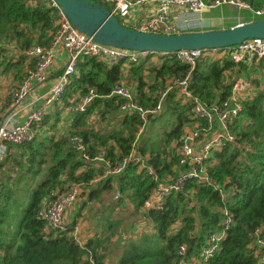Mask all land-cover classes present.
Here are the masks:
<instances>
[{
	"label": "trees",
	"instance_id": "obj_1",
	"mask_svg": "<svg viewBox=\"0 0 264 264\" xmlns=\"http://www.w3.org/2000/svg\"><path fill=\"white\" fill-rule=\"evenodd\" d=\"M244 1L253 9H264L261 0ZM99 3L108 8L106 2ZM259 15L256 18L264 17V11ZM53 19L54 10L37 0H0V67L12 69L13 79L19 80L32 63L28 60L23 67L24 50L32 43L49 41ZM8 43L15 55L4 45ZM233 63L200 58L189 68L157 51L135 61L77 57L59 102L54 101L35 123V135L8 143L0 160V264H262L257 240L264 242V88L240 98V110L229 125L230 131L249 143V149L224 144L211 151L203 160L207 180L188 178L163 197L159 208L145 201L156 181L185 169L178 161L179 135L185 126L205 123L188 116L187 104L171 88L162 97V108L172 119L169 127L166 122L159 124L156 137L155 129H147L159 113L146 114L140 128L137 113L121 109L123 98L111 93L116 84H122L131 100L151 106L156 96L150 94L157 85L163 87L167 79L188 72L187 87L209 103L229 94L232 81L226 80L223 70ZM147 75L151 79H145ZM88 87H94L92 99L82 109L69 110V118L60 121V112L73 94L78 92L73 97H79ZM94 115L101 121L97 127ZM72 135L80 137L89 159L71 146ZM132 148L134 159L118 172L104 173ZM98 153L101 158H93ZM71 182L79 184L78 193L87 187L90 197L115 188L113 198L123 199L124 204L127 200L138 210L139 219L123 240L110 244L107 235L94 233L83 236L80 245L71 235L73 221L63 228L43 230L45 222L37 209L51 199L53 189L62 191ZM108 218L110 214L109 226L113 220ZM218 234L217 249L199 261L200 248Z\"/></svg>",
	"mask_w": 264,
	"mask_h": 264
},
{
	"label": "built area",
	"instance_id": "obj_2",
	"mask_svg": "<svg viewBox=\"0 0 264 264\" xmlns=\"http://www.w3.org/2000/svg\"><path fill=\"white\" fill-rule=\"evenodd\" d=\"M54 10L52 21V31L49 41L46 44L32 43L24 53L32 61L31 65L25 68L19 80L12 83L9 88V100L0 115V160L7 151L8 143H20L30 140L35 135V123L42 114L56 101L64 89L66 82L74 73V61L79 56H95L106 62H116L120 59L135 61L144 58L150 51L134 50L107 45L95 41L91 35L86 34L72 25L68 17L61 10L55 0H37ZM106 2L108 11L113 14L123 24L154 33L178 32V24L171 20V13L177 10H187L188 12L199 14L202 10L213 8L221 4L250 8L244 0H91ZM152 2L154 10L146 17L138 21L128 20L129 7L132 4H143ZM264 9H253L255 14H260ZM58 49H62L67 54V60L58 72L53 81L44 91H37L48 76ZM173 56L178 62L187 64L191 68L195 62L203 58L205 60L229 59L232 62H244L254 59L264 61V37H252L243 39L237 44L225 47L176 49L170 51H159ZM189 73L175 76L166 80L163 87L157 89L156 102L151 106H141L131 100L130 93L122 84H116L111 90L120 96L122 101L119 107L126 111L136 112L139 118L144 121L146 114L156 115L162 109V97L168 89L175 88L180 101L187 104L188 116L201 119L205 125L200 126L198 122L190 126H185L179 135L178 161L184 164L185 169L179 171L174 176L158 180L155 182L152 192L146 199L145 204L154 208H159L163 197L172 191L178 190L188 178L197 180H207V173L203 160L208 157L211 151L220 149L224 144H229L234 148L248 150L250 145L245 139H241L235 132L229 130L230 123L235 119L240 110V98L238 90L243 86V81L236 78L231 83L230 92L227 97L206 103L197 95L193 94L187 87ZM95 95L94 87H88L79 97H72L66 105L68 110L82 109ZM21 114L23 118L20 119ZM203 131H201L202 129ZM71 146L82 151L83 158H88L82 150L83 144L80 137L70 136ZM135 151H131L115 162L112 166H107L104 173H115L121 170L128 160L134 159ZM93 158H101L98 153ZM96 178L92 179L95 180ZM78 183L71 182L68 188L58 191H51L52 197L44 205L37 209V216L44 219V231L49 228H63L67 222L64 209L71 205L78 193ZM77 225L73 226L71 235L78 244L82 240L77 236ZM221 234L211 235L207 244L203 245L199 252V261L212 255L218 247V238ZM260 250L259 262L264 264V242L257 240ZM182 249V246H180Z\"/></svg>",
	"mask_w": 264,
	"mask_h": 264
},
{
	"label": "water",
	"instance_id": "obj_3",
	"mask_svg": "<svg viewBox=\"0 0 264 264\" xmlns=\"http://www.w3.org/2000/svg\"><path fill=\"white\" fill-rule=\"evenodd\" d=\"M78 30L100 43L134 50L170 51L225 47L243 39L264 37V17L237 22L223 28L178 32H148L121 23L98 2L91 0H55Z\"/></svg>",
	"mask_w": 264,
	"mask_h": 264
},
{
	"label": "crops",
	"instance_id": "obj_4",
	"mask_svg": "<svg viewBox=\"0 0 264 264\" xmlns=\"http://www.w3.org/2000/svg\"><path fill=\"white\" fill-rule=\"evenodd\" d=\"M263 5H264V0H261L260 6H263ZM252 7L237 8L235 6H231L228 4H221L213 8L204 9L199 14L191 13V12H188L187 10L181 9V10H177L171 13V20L175 21L178 24L180 28L179 31L223 28V27L233 25L237 22L251 20V19L256 18V16H260L259 14H255L253 12L254 7L253 8ZM154 8L155 6L152 2H145L143 4H132L129 7L127 19L130 21L131 20L138 21L142 19L143 17L148 16L154 10ZM8 44L12 45L11 43H8ZM7 47L9 50L13 48L11 50V51H14L12 54L13 55L16 54V51L14 50L13 46L11 47L7 46ZM28 60H30V58L27 56V62H25L23 67L27 65ZM66 60H67L66 52L62 49H58L56 58L54 60V64L48 73L47 79L40 86L37 87V91L39 92L44 91L48 87V85L53 81L55 75L61 71ZM7 70L11 71L10 73L12 76V69L10 68H7L6 70L2 69V71H7ZM223 74L226 77V80L228 81H233L236 78H240L243 81V86L237 92L238 97L241 99L246 98V97H251L258 90H263L264 88V61L261 59H254V60L230 64L228 67H226L223 70ZM145 79L149 80L151 78L149 75H147ZM16 81L17 80L13 79L12 82L9 84V87H7L6 91L4 92L0 91L2 92L3 95L6 96L4 98L2 94L0 95L1 105L3 101L6 100V102H4L2 106V109L5 108L9 100L8 91H9L10 85ZM160 87H161L160 85H157L156 88L150 94V96L154 97L157 89ZM76 95H78V92H75L73 94V96H76ZM58 99H57V102H59ZM66 109L67 108H63L60 112V117H61L60 121L67 120L69 118L68 114L70 111ZM22 118H23V115L21 114L20 119ZM108 190L114 191L115 188H110ZM100 197H101L100 193L98 197H90L87 195V193L85 195L86 200L95 199L96 201H99ZM93 205L97 206L96 212L92 211L93 213H98V214L102 213V211H100V206L98 203H95ZM92 234L93 233L89 231L88 233H85V236H92Z\"/></svg>",
	"mask_w": 264,
	"mask_h": 264
},
{
	"label": "rangeland",
	"instance_id": "obj_5",
	"mask_svg": "<svg viewBox=\"0 0 264 264\" xmlns=\"http://www.w3.org/2000/svg\"><path fill=\"white\" fill-rule=\"evenodd\" d=\"M6 46L11 47L12 45L8 44ZM13 52L14 51H12V53ZM10 72L11 71L9 70L2 71V67H0V91L2 92L6 91L7 87H9V84L13 80ZM2 92H0V95ZM3 97L5 98L6 96L3 95ZM4 102H6V100L3 101L2 105L0 104V113L3 110L2 106ZM157 116V118L152 121L153 124L151 123L153 126L149 125L147 129V131L150 128L155 129V132L157 133L156 137L160 135L158 128L159 124H165L166 122L167 124L165 126L169 127V121L172 119V114L163 110L162 108ZM92 119H94L92 121L95 127L101 124V121L98 119V115L92 116ZM86 193L87 187L82 189L79 188L78 195L75 197L74 201L72 202L71 206H69L65 214L66 221H73V224L78 226L77 236L81 240H84L83 236H85V233L91 231L93 234L96 233L100 236L107 235L106 238L110 239V244L112 241L117 242L123 240L127 233L126 231L129 230L128 228L131 227V225L134 224V222L139 217L138 210H134L133 207L128 204L127 200H125L126 203L124 204L123 199L117 200V198H113L117 193L113 192L112 190H102L100 192L101 197L99 201H96L95 199L86 200ZM95 203L99 204L102 214L93 213V204ZM95 210H97V206ZM109 214L110 218L108 219L113 221L112 224H109L108 226L106 220L107 215Z\"/></svg>",
	"mask_w": 264,
	"mask_h": 264
}]
</instances>
